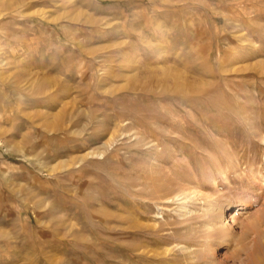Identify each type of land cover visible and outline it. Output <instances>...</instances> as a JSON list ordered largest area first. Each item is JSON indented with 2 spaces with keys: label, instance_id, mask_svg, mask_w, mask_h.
Returning a JSON list of instances; mask_svg holds the SVG:
<instances>
[{
  "label": "rangeland",
  "instance_id": "374dc122",
  "mask_svg": "<svg viewBox=\"0 0 264 264\" xmlns=\"http://www.w3.org/2000/svg\"><path fill=\"white\" fill-rule=\"evenodd\" d=\"M242 200L222 262L264 249V0H0V264H210Z\"/></svg>",
  "mask_w": 264,
  "mask_h": 264
},
{
  "label": "bare ground",
  "instance_id": "6f19581e",
  "mask_svg": "<svg viewBox=\"0 0 264 264\" xmlns=\"http://www.w3.org/2000/svg\"><path fill=\"white\" fill-rule=\"evenodd\" d=\"M192 194L194 195V193ZM179 197L181 201L180 211H182L183 216H186L191 212L190 208H188L187 206L188 200L189 198H191V194L188 195L184 193L179 195ZM251 205L252 204L250 201L247 202L242 200V202L240 203V207L235 211H230L229 213L223 214L222 208L210 211L211 209H214L212 208L211 205H210L211 209L210 210L208 209L209 211L205 212L203 216L206 218V224H205L206 228L204 232L206 236V243L208 240L217 241V242L214 241L215 242L214 244L209 243V247L211 251L210 264H235L236 262H238V264H263L264 249L263 251L260 250L257 242L258 237L261 238L262 233H259L257 229L256 232H254L256 235L253 239L254 243L250 247L246 244V237L248 234L246 231H242V244L240 245V251L242 250V259H240L238 256L232 255L233 263H228L227 258L226 261L222 262L221 260L215 257L217 246H219L220 249H225V251H227L229 250L230 241L236 239V237L239 236L234 231L233 224L235 220H237L240 217V214L243 213L244 210H247L249 207H251ZM252 227L255 228L256 225L252 224Z\"/></svg>",
  "mask_w": 264,
  "mask_h": 264
}]
</instances>
